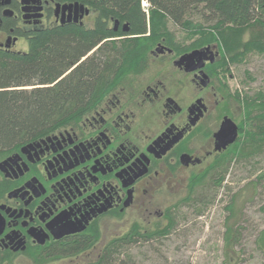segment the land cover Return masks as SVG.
<instances>
[{
  "label": "flooded vegetation",
  "instance_id": "af4514ba",
  "mask_svg": "<svg viewBox=\"0 0 264 264\" xmlns=\"http://www.w3.org/2000/svg\"><path fill=\"white\" fill-rule=\"evenodd\" d=\"M91 20L89 9L62 11L51 0H0V48L25 50L43 27ZM172 34L128 61L119 50L103 55L90 77L96 94L77 117L0 156V264L85 263L108 239L107 224L120 229L110 237L156 225L166 234L182 202L170 193L231 162L250 120L234 95L244 90L230 88L218 44ZM122 37L101 42L120 46Z\"/></svg>",
  "mask_w": 264,
  "mask_h": 264
},
{
  "label": "trees",
  "instance_id": "16d2710c",
  "mask_svg": "<svg viewBox=\"0 0 264 264\" xmlns=\"http://www.w3.org/2000/svg\"><path fill=\"white\" fill-rule=\"evenodd\" d=\"M51 1L82 3L92 14V24L76 28L46 26L28 37L25 50L0 48V156L79 114L84 102L96 94L94 89L90 90V77L100 69L102 56L119 50L128 61L144 53L149 43L160 36L173 39L169 23L178 26L187 39L197 37L201 43L215 42L225 61L231 63L244 62L248 52H264V0H144L147 11L143 0ZM115 21L120 27L118 31L113 29ZM123 23L128 26L125 31L121 29ZM148 30L150 33H146ZM116 35H123L120 46L114 41L101 42ZM93 46L96 50L86 55ZM244 75L252 78L246 69ZM234 95L248 107L250 120L241 128L230 161L264 150V88ZM228 165L212 173L218 177V185ZM203 178L194 180L195 185ZM231 206L230 202L225 205L230 210L226 218L231 216ZM173 223L171 216V228ZM165 229L158 225L145 232L129 228L108 238L98 255L81 264H133L132 255H119L121 249L131 242L160 236ZM260 232L264 234V227ZM235 238V227L227 223L226 246ZM81 248L76 247L74 252Z\"/></svg>",
  "mask_w": 264,
  "mask_h": 264
},
{
  "label": "rangeland",
  "instance_id": "374dc122",
  "mask_svg": "<svg viewBox=\"0 0 264 264\" xmlns=\"http://www.w3.org/2000/svg\"><path fill=\"white\" fill-rule=\"evenodd\" d=\"M168 26L177 36L184 35L176 25ZM244 69L251 79L244 75ZM230 70L233 76L228 77V82L232 90L240 87L251 94L264 88V52H248L244 62L231 63ZM217 178L211 173L190 191L173 190L170 199L181 196L182 202L174 209L169 232L131 242L119 255H132L133 264H264V234L260 232L264 227V150L231 161L219 185L215 183ZM229 202L232 212L226 218L230 210L225 205ZM227 223L236 229L230 246L224 241ZM118 229L107 224L105 237ZM80 259L76 257L72 262ZM82 259L86 261L88 257Z\"/></svg>",
  "mask_w": 264,
  "mask_h": 264
},
{
  "label": "water",
  "instance_id": "95a60500",
  "mask_svg": "<svg viewBox=\"0 0 264 264\" xmlns=\"http://www.w3.org/2000/svg\"><path fill=\"white\" fill-rule=\"evenodd\" d=\"M55 8H61L62 11L68 9H76V8H84L86 11L88 10V7L84 6L82 3H79L77 1H74V2H64V3H60V2H55ZM116 24H117V21L115 22V27H116ZM128 29V26H127V23H123L122 24V30H127ZM199 53L200 50L198 49H194V50H191L190 52H188V54H193V53ZM235 134H236V129L234 128V130L232 131V135L230 137L229 140H232L235 138Z\"/></svg>",
  "mask_w": 264,
  "mask_h": 264
},
{
  "label": "built area",
  "instance_id": "2783aa9c",
  "mask_svg": "<svg viewBox=\"0 0 264 264\" xmlns=\"http://www.w3.org/2000/svg\"><path fill=\"white\" fill-rule=\"evenodd\" d=\"M142 3H143L145 11H147V8H146L147 3H146V1L143 0Z\"/></svg>",
  "mask_w": 264,
  "mask_h": 264
},
{
  "label": "bare ground",
  "instance_id": "6f19581e",
  "mask_svg": "<svg viewBox=\"0 0 264 264\" xmlns=\"http://www.w3.org/2000/svg\"><path fill=\"white\" fill-rule=\"evenodd\" d=\"M116 22V21H115ZM118 23V22H117ZM114 25H115V23H114ZM117 25V24H116Z\"/></svg>",
  "mask_w": 264,
  "mask_h": 264
}]
</instances>
